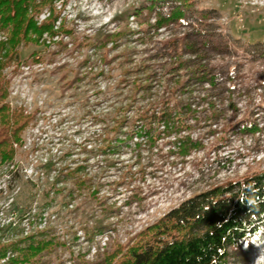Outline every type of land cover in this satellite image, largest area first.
Returning <instances> with one entry per match:
<instances>
[{"label": "rangeland", "instance_id": "rangeland-1", "mask_svg": "<svg viewBox=\"0 0 264 264\" xmlns=\"http://www.w3.org/2000/svg\"><path fill=\"white\" fill-rule=\"evenodd\" d=\"M157 3L151 9L150 0H53L57 34L19 45L20 64L2 72L9 107L29 120L12 161L0 164V245L41 232L38 238L53 241L28 264H105L116 247L194 193L264 169V58L253 47H264V0ZM176 7L182 18L154 28L156 13L166 17ZM49 14L43 8L36 23ZM6 39L0 33V42ZM194 41L201 62L182 52ZM177 63L185 66L178 71ZM197 64L235 78L225 86L232 96H218L219 118L211 123L205 105L192 106L193 114L179 116L177 136L159 128L147 141L151 113L207 89L190 87L188 70ZM172 81L188 84L165 95L177 87ZM116 114L122 124L110 131ZM107 125L108 149L96 153L93 142ZM181 137L198 147L179 151ZM77 167L89 181L83 191L69 177L43 189ZM263 248L238 259L256 264Z\"/></svg>", "mask_w": 264, "mask_h": 264}, {"label": "trees", "instance_id": "trees-1", "mask_svg": "<svg viewBox=\"0 0 264 264\" xmlns=\"http://www.w3.org/2000/svg\"><path fill=\"white\" fill-rule=\"evenodd\" d=\"M52 1L0 0V33L7 34L6 41L0 42V164L2 165L12 161L13 146L20 143V134L29 120L23 109L9 107L7 82L2 72L12 63L20 64L16 51L19 45L29 43L38 45L44 33L50 38L57 34L54 30L56 17L52 16ZM162 1L171 0H150L152 3L150 8L154 9L155 5H158L157 2ZM43 8L50 10L49 17L41 24H37L35 16ZM180 18L182 13L177 7L166 17L156 13L154 28L158 29ZM176 44L173 43V46L175 47ZM197 44L194 41L190 45H184L185 49L182 52L192 57L191 61L201 62L202 55L195 50V46L201 48ZM253 47L258 54L257 59L264 58V47L261 45H253ZM183 66L185 65L177 63L176 68L180 71ZM196 66L197 69L193 68L190 71L187 66L184 67V70H188L189 76L193 78V84L190 87L204 84L207 89L204 93L200 91L201 95L196 99L177 102V105L174 103L171 110H157L151 113L147 118L148 121L146 120L147 126L143 129L147 141L159 128H162L159 134L177 136L180 131L178 125L181 123L178 118L193 114L190 111L192 106L198 108L205 105L209 113L206 119L211 123H215L219 118L217 108L223 104L224 99H219L218 96L223 93L232 96L233 89L225 86L234 81V77L227 72L226 78L214 76L207 65L197 64ZM174 70L176 69L172 71ZM172 84L177 87H168L164 91L165 95L181 93L188 83L183 82L179 85L178 81H172ZM157 86L160 87L159 82ZM148 91L149 88L146 87L144 93ZM173 108H179L178 113ZM116 115L109 127L110 131H117L122 124V121L120 122L122 118ZM177 142L176 146L183 153L198 147V144L188 137H181ZM93 143L96 144V153H102L108 149V125L102 128L100 135ZM109 146V148H115V146ZM82 171L83 167H77L67 170L64 174L66 176L59 173L54 178V183H45L43 189L49 186L53 189V185L59 183L62 178L69 177L73 179L77 190L83 191V187L89 181L84 178L85 174L81 175ZM93 188L92 184H88L87 190L95 196ZM47 195L46 191L45 196ZM43 233L27 235L0 245V261L5 260L3 264L32 262L45 253L53 242L51 239L38 238L43 237L41 235ZM261 244H264V169L236 181H228L194 193L143 228L125 247H116L105 264H244V259H238V256L241 254L245 256L252 248ZM7 254L11 256L7 257ZM260 259L261 261H257L256 264H264V251L261 252Z\"/></svg>", "mask_w": 264, "mask_h": 264}]
</instances>
